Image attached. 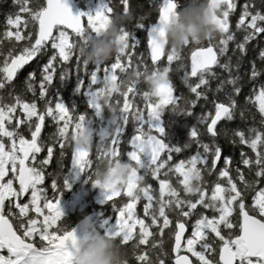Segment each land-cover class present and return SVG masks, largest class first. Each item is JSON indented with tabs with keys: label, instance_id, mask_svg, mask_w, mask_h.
<instances>
[{
	"label": "snow or ice",
	"instance_id": "obj_1",
	"mask_svg": "<svg viewBox=\"0 0 264 264\" xmlns=\"http://www.w3.org/2000/svg\"><path fill=\"white\" fill-rule=\"evenodd\" d=\"M208 2L217 34L174 51L158 40L181 0H148L139 14L131 0H105L94 13L76 14L65 0H12L15 10L0 31V264H76V232L59 224L56 195L66 160L104 190L114 217L100 226L133 264H264V0H242L234 29L237 0ZM114 14L126 17L124 48L86 61L79 48ZM250 44L255 55L244 80L239 70ZM43 57L39 77L29 71L17 88L18 71ZM133 70L136 77L105 103L103 86ZM171 73H182L186 92L174 94ZM145 75L163 79L154 96ZM66 81H74L83 111L65 102ZM46 121L51 131L43 133ZM174 125L185 130L183 141ZM85 134L88 150L78 146ZM53 158L56 168L47 171ZM112 159L133 163L143 184H97L95 170Z\"/></svg>",
	"mask_w": 264,
	"mask_h": 264
},
{
	"label": "clouds",
	"instance_id": "obj_2",
	"mask_svg": "<svg viewBox=\"0 0 264 264\" xmlns=\"http://www.w3.org/2000/svg\"><path fill=\"white\" fill-rule=\"evenodd\" d=\"M215 9L208 0H184L182 6L170 13L164 25L163 35L159 37L160 46L166 50L180 51L185 41L203 43L217 34V27L213 20ZM126 17L114 14L105 21L104 27L98 35L92 36L86 46L80 47L79 52L88 62L105 61L125 46L120 32V24ZM136 77L135 70L128 72L118 83L104 85V102L112 91H119L122 85ZM147 91L155 95L156 89L163 79L160 75L151 77L145 75ZM78 146L84 150L90 147L87 135L78 140ZM94 179L97 184L120 187L129 180L143 184V176L138 175L135 165L129 160H105L101 167L95 170ZM79 235L72 249L76 264H129V257L120 242L101 233L95 221L87 216L77 224Z\"/></svg>",
	"mask_w": 264,
	"mask_h": 264
},
{
	"label": "trees",
	"instance_id": "obj_3",
	"mask_svg": "<svg viewBox=\"0 0 264 264\" xmlns=\"http://www.w3.org/2000/svg\"><path fill=\"white\" fill-rule=\"evenodd\" d=\"M79 6L83 9L84 8V4H83V0H77ZM131 3L135 6V14H139L141 12H144L146 10H148L149 8V3L148 0H131ZM184 3V0H181V4L180 6H182V4ZM238 3V7L236 12L230 17V28L234 29L235 26V20L238 16V12H239V4L242 3V0H237ZM142 5V7L140 6ZM14 7L12 5V0H0V31H2L3 29V25L5 22V17L6 14L9 12L14 11ZM154 15V14H153ZM135 21V15L132 18V21L134 23ZM127 23V22H126ZM137 37L138 39L141 40H145L146 39V33L143 30H138L137 31ZM239 33H237V37L239 38ZM144 45L142 44L141 47H143ZM231 47L232 44L231 42L229 43V54H231ZM255 55V51L252 49V45H249V51L247 53V55L244 57L243 62L241 63V67H240V74L243 76L244 80L247 79V77L244 75L245 70L248 68V60L250 58H252ZM37 59H39V63L42 64L45 62L46 57L43 58H33V60L30 63H27L25 66H23V68L21 70L18 71L17 76L14 78L15 80V84L16 87L19 88L22 85V81L25 77V75L29 72V71H33L36 70L37 72V77H39V72H38V63H37ZM221 62H223L224 58L221 57L220 58ZM233 60H235V57H233ZM257 63L259 64V61H257ZM214 71L218 72L221 76L224 75V73L218 68V67H214ZM179 75H182V73H171V79L172 82L175 84L176 89L174 94H178L180 91H185L186 89L183 88L180 80H179ZM260 80H264V75H262L260 77ZM86 82V81H85ZM212 85H215V81H212ZM73 87H74V81H66L62 87H60V92L62 94V96L65 99L66 103L69 102H75L77 105V108L80 111H83L85 108V103H84V99L79 96V95H75L73 93ZM252 87V83L248 82L246 84H244L243 86V91H242V96L245 94H248L249 89ZM194 111L199 112L200 109L197 106ZM167 119V115L165 114V120ZM192 121L189 120L188 123L190 124ZM238 121H233L230 122L231 124H235ZM46 126L42 129L43 133H48L49 131H51V128L47 126V121L45 122ZM174 131L176 133V135L179 137V139L181 141H183L184 137H185V130L177 127V126H173ZM225 151H228V148H225ZM236 152L238 153V149H236ZM45 153L42 152L41 156H43ZM56 168V164H55V158H53L50 161V166L47 169V171H54ZM63 172V176L61 177L59 183L61 184V188L59 190L58 193H56V195H58L59 197H65L67 195H70L72 193V189L76 186V180L72 178V171L70 170V165H68V160L65 161V165L63 167V169L61 170ZM89 174L88 173H83L82 174V178L85 179L86 181H89V183H91V179L88 178ZM64 180H67L68 183V187H63V183ZM150 183H153L154 187H158V185L155 184V182L149 180ZM45 186L50 184V178H46V180L44 181ZM49 196H51V192L49 191ZM118 203L120 198H114ZM102 207V205H100ZM107 209L110 208V203L107 204L105 206ZM93 210V209H92ZM90 209L87 210H83V211H75V212H70L68 214H65L61 217L59 224L61 226H63L66 229H69L72 225H74V223L80 218L82 217V215H84L86 212L92 211ZM136 212L137 214H141L142 212V202H138L137 207H136ZM129 264H133V261L129 258Z\"/></svg>",
	"mask_w": 264,
	"mask_h": 264
},
{
	"label": "rangeland",
	"instance_id": "obj_4",
	"mask_svg": "<svg viewBox=\"0 0 264 264\" xmlns=\"http://www.w3.org/2000/svg\"><path fill=\"white\" fill-rule=\"evenodd\" d=\"M104 2L105 0H83L84 8L83 9L81 8L82 12L94 13L95 10L100 6V4ZM77 174L78 173H75L72 171V178L75 179ZM90 190L91 191L88 194V197H91L90 200L81 203V200L83 199L85 195V192L82 190L81 186H79L77 189L78 192L73 193L71 200L65 201L64 199L59 198V206L62 210V213L66 214L72 209H74L75 206L79 203H81L82 205H87V204L92 205V203H94L95 206H92L95 212V218L93 219V221H95L98 230L101 233L105 234V228L100 226V221L101 219L110 218L111 215L114 217V212L111 209V207L107 209L99 205V204H109V202L104 201V190L103 189H101L99 186H94L93 184H91ZM101 201H104V203H101Z\"/></svg>",
	"mask_w": 264,
	"mask_h": 264
},
{
	"label": "flooded vegetation",
	"instance_id": "obj_5",
	"mask_svg": "<svg viewBox=\"0 0 264 264\" xmlns=\"http://www.w3.org/2000/svg\"><path fill=\"white\" fill-rule=\"evenodd\" d=\"M42 154V153H41ZM41 154H40V156H41ZM42 157V156H41ZM79 174V173H78ZM78 174L76 175V177H75V180H76V186L72 189L73 191H72V193L70 194V195H67V196H65V197H59V198H62V199H64L65 201L66 200H71L72 199V196H73V193L74 192H78L77 191V189H78V187L79 186H81V188H82V190L85 192V195H84V197H83V199L81 200V203L82 202H86V201H88V200H90L91 199V197H88V194L90 193V186H91V184H92V182L91 183H89V181H86L85 179H83L81 176L80 177H77L78 176ZM88 191V192H87ZM81 203H79V204H77L76 206H75V208L74 209H72L71 211H69L68 213H70V212H75V211H83L84 209L85 210H87V209H90V210H92L93 208H92V206H95V204L94 203H92V205L91 204H87V205H82ZM99 205H102V207L103 208H106L105 206L107 205V204H99ZM68 213H66V214H68ZM89 213H92L93 214V218H92V220L95 218V212H94V210H92V211H89V212H86L84 215H82V217H80L78 220H80L81 218H83L85 215H87V214H89ZM63 215H65V214H63ZM62 215V216H63ZM77 220V221H78ZM76 221V222H77ZM75 222V223H76ZM75 223H74V225H75ZM74 225H72L69 229H71ZM194 259V258H193Z\"/></svg>",
	"mask_w": 264,
	"mask_h": 264
},
{
	"label": "water",
	"instance_id": "obj_6",
	"mask_svg": "<svg viewBox=\"0 0 264 264\" xmlns=\"http://www.w3.org/2000/svg\"><path fill=\"white\" fill-rule=\"evenodd\" d=\"M65 2L68 4V6H69L70 10L73 12V14H76L77 12H82V9H81V7L79 6L77 0H65ZM30 62H31V61H29L28 63H30ZM14 78H15V77H14ZM82 174H83V173H79L77 177H80ZM85 216H87V217H88L89 219H91V220H92V218H93V214H92V213H89V214H87V215H85ZM85 216H84V217H85ZM84 217H83V218H84ZM81 219H82V218H81ZM81 219H80V220H81ZM80 220H78V221L75 223V225L71 228V229H75L76 235H79L78 228H77V224H78V222H79Z\"/></svg>",
	"mask_w": 264,
	"mask_h": 264
}]
</instances>
